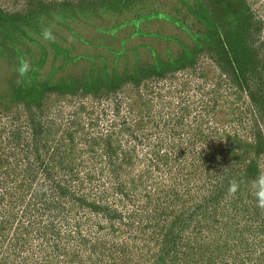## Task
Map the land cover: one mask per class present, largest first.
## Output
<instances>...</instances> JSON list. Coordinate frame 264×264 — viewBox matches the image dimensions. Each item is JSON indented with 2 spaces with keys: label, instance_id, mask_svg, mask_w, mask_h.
<instances>
[{
  "label": "rangeland",
  "instance_id": "obj_1",
  "mask_svg": "<svg viewBox=\"0 0 264 264\" xmlns=\"http://www.w3.org/2000/svg\"><path fill=\"white\" fill-rule=\"evenodd\" d=\"M247 17L261 29L241 88L211 48ZM257 88L264 94V0H0V264H72L82 237L95 244L98 234L116 264H264V156L260 181L240 173L255 120L264 134ZM45 169L74 202L52 191ZM219 186L223 195L194 209ZM97 199L120 216L86 212L84 200ZM170 227L179 242L166 258Z\"/></svg>",
  "mask_w": 264,
  "mask_h": 264
},
{
  "label": "trees",
  "instance_id": "obj_2",
  "mask_svg": "<svg viewBox=\"0 0 264 264\" xmlns=\"http://www.w3.org/2000/svg\"><path fill=\"white\" fill-rule=\"evenodd\" d=\"M111 1L112 0H110V2ZM201 10H202V12H201L202 15L198 16V20L203 25H205L206 27L213 26V19L209 15V12L207 10H205L204 8H201ZM196 15L197 14H195V16ZM165 19L171 21L172 23L174 22L176 25L181 27V23L176 21L175 18L165 16ZM260 29H261V26L259 23L253 22L250 17H247V18H245V20H243V22L238 23L234 30H229L228 32H226L223 39L221 41H219L220 42L219 46L216 44V46L211 48V51H213L215 53V56L217 57L216 62H218L219 64L222 62V64H220V66H221V69L223 70V72L228 74V75L230 74V76H233L236 84L241 86V88L244 87L246 80L248 79L249 76H251L250 74H252V69H250V65L252 66L255 63V60L253 59L254 55L256 57V50H254V47H253V42H254L253 38L259 34ZM190 36L197 39V36H195V35L193 36L192 34H190ZM167 39H169V38H167ZM197 44H198L197 45L198 48H201V45H200L198 39H197ZM55 49L58 53H62L65 56L64 58H65L66 62L71 61L67 57L68 56L67 50L57 48L56 46H55ZM252 56H253V58H252ZM185 57L188 59L187 61H189V63H191V64L194 63L195 59L192 56L191 52L185 51ZM160 68H161V70L164 69L163 66H160ZM252 68H254V67H252ZM254 74L257 75V74H259V72L256 71ZM22 79H24V77H22ZM112 89L113 88H111V90ZM255 91L259 92L258 97L255 96ZM255 91H251L250 95H251V99L253 101V104L255 106V109H257L259 111L258 115L262 119L264 117V94H262L263 91L261 89L257 88V89H255ZM255 121H256L255 125L254 124L253 125H254V127L256 126L255 128L257 130H255L252 133V135H253L252 136V141H253L252 154H251V157L249 158L248 163L246 164V167L244 169L240 170V173H242L241 174L242 176H243V174H245L247 176V178H250L249 180L260 181L262 179V177H261L262 171L259 169L257 164H258V158L261 156H264V134L259 129L258 121L257 120H255ZM173 135L175 136L176 134L173 133ZM241 154H243V153H241ZM241 154L238 153V154H234V155H241ZM184 155L185 156L182 158L174 157L175 159H177L175 162L179 163V165H181V163H186L187 159L185 157H187V155L186 154H184ZM111 162H112V160H111ZM195 166H197V165L190 163L189 168L191 170L190 169L186 170V168H184V169L186 170L187 174H188V172H190L189 174H191L193 176L196 173V167ZM116 169L117 168L112 167V170H116ZM44 171H45V173H47V178L50 179L53 183V184L51 183V185H53L52 191L55 190L57 193L60 192L61 196H64L65 194H67L68 190H66V187H64V183H62L63 181H60V180L52 177L48 173L47 169H45ZM187 174H186V176L189 175V174L188 175ZM188 177H189V179H191V176H188ZM228 178L229 177H226V179H228ZM226 179H224L222 182L228 186V182H225V181H227ZM44 185H45V183H44ZM39 187H40V190L36 189V191H37L36 198L38 197V200H40L41 198H44L46 195V192L42 189L43 185L41 184ZM124 188L125 187H123V186L121 187L122 190H124ZM226 189H227V187L219 186V187H216L212 190H209L210 192L207 193L206 196L202 197V204L200 205V202H199L198 203L199 205H195L194 209H196V210L200 209L202 206L208 205L210 202L215 201L217 199V197L223 195V193L225 192ZM188 190H190V187L188 188ZM68 193L73 197V198H69V201H70V199H72V201H70V203L74 202L73 201L75 198L74 193H72L71 191L70 192L68 191ZM83 205L88 207V208H84V206H83V208L86 210V212L93 211V213L95 215H100V216L105 215V217L109 218V219L120 216V213L117 211V209L109 206L108 204H103V202L98 200V199L96 201H85L84 200ZM95 215H94V217H96ZM3 219L6 220V218H4V217H3ZM6 222L8 223V221H6ZM4 224H5L4 221H2L0 226H3ZM171 228H173V227H170V229L167 231L165 239H164V241L166 242L167 245H168V243H172V245H170V246L169 245L165 246L164 253L166 254V258H168L169 253L172 254V250L174 249V247L179 242L178 241V231H176L177 234L175 235L174 231ZM177 228H178L179 232L184 230V227H182L181 225H178ZM94 231H90V232L95 233ZM98 232H100V230ZM56 236H58V235H56ZM168 236H171V237L169 238ZM98 237H101V234L97 235V240H94L95 244H93L91 239H87V238H85V236H83L82 239H85L84 241H86V244H84L85 247L83 246L84 248L81 249V251L74 250L72 253V256L68 260L72 264H87L86 260L88 258H90V261H91V257L94 258V256H95L96 259H97V257L99 258V262H105L107 264H116L117 261H119L118 260L119 259V257H118L119 252H118V254H116L113 247L107 248L106 244L100 242L99 241L100 239H98ZM233 237H234V235H232L230 233L226 236V238H228V239L232 238V243H230L228 253L225 251L226 255L229 254L228 255L229 257H230V255L231 256L234 255V250H235L234 240H235V238H233ZM241 240H243V239H241ZM186 249L187 248H185V250ZM106 250L108 251V253H110V259H113V260L104 259V253ZM122 251H123L122 254L124 255V260L126 257V262L128 261L131 263L132 261H131V259H129V257H132L131 252H128L125 249ZM84 253H87L88 258L83 259ZM162 255L157 259L158 262H159V260H161V262L166 261V259L164 258V256L162 257ZM67 264H70V263H67ZM121 264H125V262H123L121 260ZM156 264H158V263H156ZM160 264H162V263H160Z\"/></svg>",
  "mask_w": 264,
  "mask_h": 264
},
{
  "label": "clouds",
  "instance_id": "obj_3",
  "mask_svg": "<svg viewBox=\"0 0 264 264\" xmlns=\"http://www.w3.org/2000/svg\"><path fill=\"white\" fill-rule=\"evenodd\" d=\"M27 70V64L23 65V67L21 68V72H24Z\"/></svg>",
  "mask_w": 264,
  "mask_h": 264
}]
</instances>
